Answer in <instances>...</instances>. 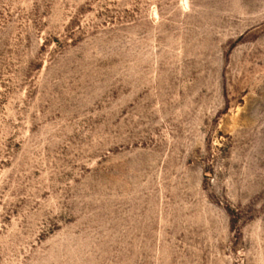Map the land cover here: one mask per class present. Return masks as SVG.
Segmentation results:
<instances>
[{
	"label": "rangeland",
	"instance_id": "obj_1",
	"mask_svg": "<svg viewBox=\"0 0 264 264\" xmlns=\"http://www.w3.org/2000/svg\"><path fill=\"white\" fill-rule=\"evenodd\" d=\"M0 264H264V0H0Z\"/></svg>",
	"mask_w": 264,
	"mask_h": 264
}]
</instances>
